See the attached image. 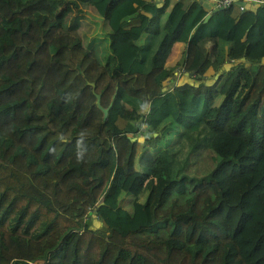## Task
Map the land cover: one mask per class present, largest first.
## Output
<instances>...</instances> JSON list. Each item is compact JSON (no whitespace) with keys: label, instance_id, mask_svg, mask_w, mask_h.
Segmentation results:
<instances>
[{"label":"trees","instance_id":"obj_1","mask_svg":"<svg viewBox=\"0 0 264 264\" xmlns=\"http://www.w3.org/2000/svg\"><path fill=\"white\" fill-rule=\"evenodd\" d=\"M158 3L0 0V264H264V4Z\"/></svg>","mask_w":264,"mask_h":264},{"label":"crops","instance_id":"obj_2","mask_svg":"<svg viewBox=\"0 0 264 264\" xmlns=\"http://www.w3.org/2000/svg\"><path fill=\"white\" fill-rule=\"evenodd\" d=\"M174 0H159V5L162 4H167L168 6L173 2ZM186 6H189L193 0H182ZM166 8V10H167ZM162 19V14L155 12L154 14L151 15L150 21L148 24V30L150 32H156L159 28V23ZM215 40L216 38L214 36H206L201 38L198 41V47L202 52H205L211 48L214 47L215 45ZM183 43L175 38H166L165 43L162 47V50L160 53L156 56L155 62L157 64L161 65H170L173 67V81L179 82L181 80H186L190 78V76H186L184 72H181V67L179 65V61L183 55ZM180 78V79H178ZM139 137V136H138ZM142 139V138H141ZM141 139L139 141H141ZM152 180V178H150ZM150 179H147L144 183L149 186V184L153 181H149ZM150 183H148V182Z\"/></svg>","mask_w":264,"mask_h":264},{"label":"rangeland","instance_id":"obj_3","mask_svg":"<svg viewBox=\"0 0 264 264\" xmlns=\"http://www.w3.org/2000/svg\"><path fill=\"white\" fill-rule=\"evenodd\" d=\"M82 11L84 12L83 13L84 17L83 18L81 17V19H80V22H81L80 23V29L82 31L81 33H82L83 39L92 41V43L95 44V47H97L100 50L103 49L104 48V32H105L104 23L102 22V20H101V18L99 16H97V15H95L93 13L91 8H87L86 7L84 9H82ZM73 13H75V12H73ZM93 37L97 38V40L95 42L93 40ZM219 72H220L219 70H217L216 72H214L213 70H209L207 72L206 78L210 79V81H212L213 79L217 78V74ZM215 74H216V77H215ZM245 75H246V73H243V77H241V82H242V79L245 80V78H246ZM172 81H173V78L171 79V77H170L169 79H167L165 81V84L166 83H170ZM217 100H218V98L216 97L214 99V102H216ZM136 135H139V134H136ZM141 142H143V141L141 140ZM141 142L137 146L139 151L141 150V148H143L142 145H146L147 144L146 142L141 144ZM139 151H138V153H139ZM198 164H200L201 167H195L196 168V173H200L199 171H206L207 169L211 168L212 159L210 158L208 151L203 150L201 152V155L198 158ZM135 166L138 167V156H136V158H135ZM148 179H150V178H148ZM152 180H153V178H152ZM152 180L150 179L149 181H152ZM148 183H150V182H148ZM146 190H147V185H145V187H144V189L142 191V197H141L142 199H143V196H144V193H145ZM122 199H123L122 202H127L128 198L127 197H122ZM88 214H89V217H90L91 216V211H89ZM92 223H93V225H96V226H98V224H99V223L96 224L94 222H92Z\"/></svg>","mask_w":264,"mask_h":264},{"label":"water","instance_id":"obj_4","mask_svg":"<svg viewBox=\"0 0 264 264\" xmlns=\"http://www.w3.org/2000/svg\"><path fill=\"white\" fill-rule=\"evenodd\" d=\"M197 2H198L199 4H201V5L207 10V12H206V13L204 14V16L202 17V20H203V21L206 20V19L208 18V16L210 15V13H211L212 11L217 10V9H221L220 6H219V7H211V5L208 4L206 1L197 0ZM256 6H257L256 4H250V5H247V7L250 8V9H252V8H254V7H256ZM260 62H261V63H264V57L261 58ZM226 67H227V65L225 66V68H226ZM219 71H220V70H219ZM184 74H185L186 76H188L189 74H191V71H185ZM215 77H216V74H215ZM172 78H174L173 75L171 76V79H172ZM178 79H180V78H178ZM192 82H193L192 80H188V83H192ZM204 82H205L206 84H209L211 81H210V79H205ZM179 83H180V81H179V82H176V84H179ZM194 83H195V82H194ZM164 87H165V86H162L161 89H164ZM95 102H96V104L98 105V107L101 109V111H102V115H103V117H104L105 114H106V110H107V109H106V107H102V106L99 105V94H95ZM153 134H155V133H153ZM127 138L130 139V140L134 139V137H131V136H129V135L127 136ZM137 139L140 140V139H141V136L137 137Z\"/></svg>","mask_w":264,"mask_h":264},{"label":"built area","instance_id":"obj_5","mask_svg":"<svg viewBox=\"0 0 264 264\" xmlns=\"http://www.w3.org/2000/svg\"><path fill=\"white\" fill-rule=\"evenodd\" d=\"M206 1L211 7H228L231 4L236 5L238 11H242L250 4L263 5L264 0H202Z\"/></svg>","mask_w":264,"mask_h":264}]
</instances>
